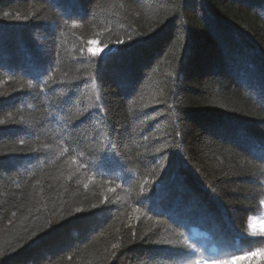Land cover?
<instances>
[{"label":"trees","instance_id":"16d2710c","mask_svg":"<svg viewBox=\"0 0 264 264\" xmlns=\"http://www.w3.org/2000/svg\"><path fill=\"white\" fill-rule=\"evenodd\" d=\"M0 121V264H264V0H0Z\"/></svg>","mask_w":264,"mask_h":264},{"label":"rangeland","instance_id":"374dc122","mask_svg":"<svg viewBox=\"0 0 264 264\" xmlns=\"http://www.w3.org/2000/svg\"><path fill=\"white\" fill-rule=\"evenodd\" d=\"M92 49H93V52H95L96 54L104 55V53H105V49H102V48L96 47V44H93ZM227 243H229V245L231 244L230 241H227ZM229 249H230V248H229ZM228 251H229V253H230V252H233V251H231V250H228Z\"/></svg>","mask_w":264,"mask_h":264},{"label":"snow or ice","instance_id":"6c2138e0","mask_svg":"<svg viewBox=\"0 0 264 264\" xmlns=\"http://www.w3.org/2000/svg\"><path fill=\"white\" fill-rule=\"evenodd\" d=\"M0 123H3V121H0Z\"/></svg>","mask_w":264,"mask_h":264}]
</instances>
